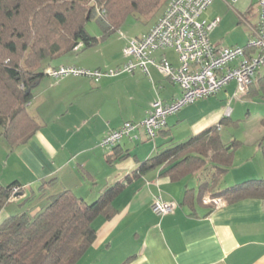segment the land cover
I'll return each instance as SVG.
<instances>
[{
    "label": "crops",
    "instance_id": "0c3cea01",
    "mask_svg": "<svg viewBox=\"0 0 264 264\" xmlns=\"http://www.w3.org/2000/svg\"><path fill=\"white\" fill-rule=\"evenodd\" d=\"M251 2L216 0L203 16L218 18L217 27L223 30L221 24L226 20L250 14ZM253 14L257 20V10ZM217 27L209 39L221 47ZM87 59L52 61L43 68L45 75L33 88V99L26 105L41 127L26 144L10 151L0 129V185L17 181L23 186L21 193L0 210V223L24 211L37 213L49 196L64 190L85 201L94 200L105 188L124 181L170 140L182 142L215 126L221 132L224 110L213 106L204 109L199 103L169 116L155 141L138 131L136 139L127 137L113 150L101 149L98 144L105 134L125 122L142 121L154 101L169 104L180 97L181 89L161 77L152 65L148 67L149 77L136 71L123 78L127 83L117 80L119 76L94 83L83 77L56 80L48 74L60 66L102 70L103 64H89ZM169 61L178 65L177 61ZM123 62L124 58L119 64ZM253 147L260 160V173L256 175L264 177L258 142ZM164 169L154 168L126 184L112 204L114 217H98L92 223L96 238L77 264H264V199L225 202L213 210L197 200L199 174L172 182L163 175ZM230 181L224 180L220 187L242 183ZM186 190L193 192V199L183 205ZM156 198L174 203L173 212L156 216L151 209Z\"/></svg>",
    "mask_w": 264,
    "mask_h": 264
},
{
    "label": "trees",
    "instance_id": "16d2710c",
    "mask_svg": "<svg viewBox=\"0 0 264 264\" xmlns=\"http://www.w3.org/2000/svg\"><path fill=\"white\" fill-rule=\"evenodd\" d=\"M96 1L105 4L103 18L95 16V8L88 7L87 0H0V129L11 151L26 144L41 127L26 105L33 99L32 89L45 75L44 59H58L80 46H95L98 40L85 31L88 21L95 20L105 30L113 31L127 13L136 10L150 15L162 6L163 12L170 0ZM257 93H264V69L255 76L246 95ZM228 119L224 117L220 126L227 124ZM137 132L127 137L136 139ZM124 138L111 148L100 147L101 139L98 145L113 150ZM236 146L233 141L224 143L219 126H215L185 141L170 140L159 146L156 154L142 162L124 181L105 188L94 200L85 201L64 190L49 196L35 214L24 211L10 215L0 223V264H77L96 238L94 220L112 219L116 213L112 204L126 184L158 167L165 168L163 175L172 182L199 174L197 200L200 202L208 194L227 204L264 199V179L220 187L232 165ZM258 147L264 159V140L259 141ZM15 188L18 192L13 195ZM22 190L17 181L0 185V210ZM192 199L193 192L186 190L182 204L187 205Z\"/></svg>",
    "mask_w": 264,
    "mask_h": 264
},
{
    "label": "built area",
    "instance_id": "2783aa9c",
    "mask_svg": "<svg viewBox=\"0 0 264 264\" xmlns=\"http://www.w3.org/2000/svg\"><path fill=\"white\" fill-rule=\"evenodd\" d=\"M216 0H170L153 26L143 35L130 39L123 50L124 62L110 70H87L76 66H60L48 74L56 79L68 77H87L94 82L103 78H113L122 74L140 71L149 77L148 67H156L162 75L181 89V95L169 104L161 100L152 103L145 119L138 123H125L100 141V147L111 148L122 138L143 130L153 139L164 129L169 116L195 101L213 96L234 82L239 94H247L255 76L264 69V0H255L257 20L249 23L238 15L249 30L246 47H218L209 39L210 33L219 24V19L205 20L204 12ZM235 4L239 0H228ZM171 49L176 55L178 65L174 66L167 57L155 59L156 52ZM231 110L226 109L224 116L229 117ZM137 138V136H134ZM18 192L13 189V195ZM210 209L225 205L221 198L205 195L202 199ZM174 203L156 198L152 212L163 217L173 212Z\"/></svg>",
    "mask_w": 264,
    "mask_h": 264
},
{
    "label": "rangeland",
    "instance_id": "374dc122",
    "mask_svg": "<svg viewBox=\"0 0 264 264\" xmlns=\"http://www.w3.org/2000/svg\"><path fill=\"white\" fill-rule=\"evenodd\" d=\"M105 4L101 5L96 0H87V6H94L96 17L103 18ZM163 6L150 15H143L139 11H132L124 16L121 24L113 31H108L101 27L95 20L88 21L85 24V31L88 35L95 37L98 42L95 46L84 48L73 53H68L58 59H44L42 61V72L46 64L54 61L55 63L64 62L66 60H72L74 57L79 59L89 57L87 63L89 64H103L101 65L102 70H110L120 66L119 64L123 57V49L127 45L130 39L139 37L145 33L149 27L153 26V23L159 18ZM250 14H244L245 19L251 23H256V17L253 13L256 12L257 6L256 1L252 0L250 7ZM206 18V19H205ZM212 17L203 16V19L210 20ZM212 20V19H211ZM223 22L221 27L216 29V33L219 36L221 46H245L249 40V30L244 22H241L238 18H234V21ZM152 25V26H151ZM224 26L226 28H224ZM229 33H227V31ZM94 53V55L85 53ZM167 57L169 60H173L176 64V55L173 50L167 49L166 51L156 52L153 57ZM156 69V68H155ZM44 70V71H43ZM161 77L162 73L156 69ZM132 74H122L116 79L127 83L123 78L131 77ZM153 76V75H152ZM164 78V77H163ZM162 82H167L163 80ZM169 84V82H168ZM156 88L159 91V83H156ZM178 86V85H177ZM179 87V86H178ZM180 88V87H179ZM33 90V89H32ZM203 104L201 107L206 109L212 107H219L224 110V114L227 108L231 110L229 115L228 123L223 124L220 129L221 139L224 143L236 142L237 146L234 148V158L232 165L228 172L223 176L221 183L225 180H239L237 182H245L250 179H263L256 174L260 173V160L254 155V145L259 141L264 140V124L262 122L264 118V93H257L254 95H241L236 90L235 83H230L224 87L217 94L195 101L191 105ZM190 106V105H187ZM187 106L181 109L184 110ZM29 111V109H28ZM30 112V111H29ZM180 112V111H179ZM225 117V116H224ZM157 136L150 141H155ZM178 140V139H177ZM157 142V141H156ZM11 151V150H10ZM261 153V152H260ZM261 156V155H260ZM4 164V162H3ZM8 169L4 171V173ZM246 176V177H245ZM188 178H195L194 176H188ZM235 181H230L231 184H235ZM239 184V183H238Z\"/></svg>",
    "mask_w": 264,
    "mask_h": 264
}]
</instances>
